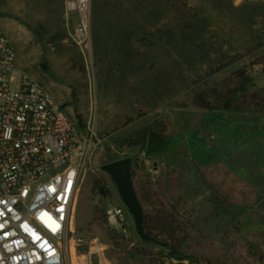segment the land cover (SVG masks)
<instances>
[{
    "label": "rangeland",
    "instance_id": "374dc122",
    "mask_svg": "<svg viewBox=\"0 0 264 264\" xmlns=\"http://www.w3.org/2000/svg\"><path fill=\"white\" fill-rule=\"evenodd\" d=\"M14 2L0 0V30L17 49L12 85L26 71L98 142L60 240L62 264H172L130 213L122 225L105 218L118 193L98 165L127 155L146 230L170 243L159 213L170 206L187 228L178 259L264 264V0H89L87 46L69 37L75 14L58 7L28 18ZM225 81L243 83L248 96L233 106L249 110L192 102L215 86L224 92ZM152 129L166 140L145 155Z\"/></svg>",
    "mask_w": 264,
    "mask_h": 264
},
{
    "label": "built area",
    "instance_id": "2783aa9c",
    "mask_svg": "<svg viewBox=\"0 0 264 264\" xmlns=\"http://www.w3.org/2000/svg\"><path fill=\"white\" fill-rule=\"evenodd\" d=\"M75 14L70 39L87 46L89 0H63ZM16 57L0 30V264H62L60 240L82 172L95 165L94 131L80 128L51 92L21 71L12 85ZM108 201V223L122 225L129 212Z\"/></svg>",
    "mask_w": 264,
    "mask_h": 264
},
{
    "label": "trees",
    "instance_id": "16d2710c",
    "mask_svg": "<svg viewBox=\"0 0 264 264\" xmlns=\"http://www.w3.org/2000/svg\"><path fill=\"white\" fill-rule=\"evenodd\" d=\"M256 63H261L264 65V57L258 59ZM241 77V76H239ZM220 89L224 92H219L218 88L213 87L211 90H207L205 92H199L194 94L192 98V102L200 107L206 108V109H230L234 108L238 111H247L249 110V107L245 106H233L238 105V102H240V99L246 98L248 96V93L244 91L243 83L239 84L238 87H233L231 89L230 83L225 81L223 84L220 85ZM114 158H111L112 160ZM95 186L97 187L98 192L101 195H107L110 193V189L106 184H103L100 180H97L95 182ZM161 218V225L160 228L163 229V231H166V235H168L170 243L166 242V245L164 247L167 248L169 258L172 260V264H191V262L186 259H178L179 257V247L180 243L184 241L187 237V231L186 226L181 223L179 220L175 218V207L170 206V209H166L165 211L159 212ZM175 213V214H174ZM144 225L145 229L147 227L146 225V216L144 215ZM148 228V227H147ZM147 231V230H146ZM148 232V231H147ZM150 233V232H149ZM153 235V234H152ZM155 236V235H154ZM157 239L158 237L155 236ZM148 242H154L151 240H148ZM156 243V242H155Z\"/></svg>",
    "mask_w": 264,
    "mask_h": 264
},
{
    "label": "water",
    "instance_id": "95a60500",
    "mask_svg": "<svg viewBox=\"0 0 264 264\" xmlns=\"http://www.w3.org/2000/svg\"><path fill=\"white\" fill-rule=\"evenodd\" d=\"M165 140L166 137L164 134H161L153 129L149 130L146 137L145 155H149L152 152L160 150L164 145ZM98 167L109 175L121 201L131 214L134 228L140 238L144 241L151 240L165 246V241L158 240L154 235L147 232L145 229L144 208L135 187L131 156L127 155L114 158L99 164Z\"/></svg>",
    "mask_w": 264,
    "mask_h": 264
},
{
    "label": "crops",
    "instance_id": "0c3cea01",
    "mask_svg": "<svg viewBox=\"0 0 264 264\" xmlns=\"http://www.w3.org/2000/svg\"><path fill=\"white\" fill-rule=\"evenodd\" d=\"M17 2H18V4L21 3L22 6H27L26 8H24L23 12H25L27 14L28 18H32V16L34 14H38V15L39 14H45L46 15L45 18H47L48 17L47 15L54 14V13L58 12L59 11L58 7H61V9L63 10L62 12H64L63 0H15L14 3H17ZM15 46H16V44H15ZM16 54H17V49H16ZM19 56L20 55L18 54L17 57H19ZM14 68L17 69L15 64H14ZM21 71H22V69H21ZM50 92L53 95V97L60 104H61V102H63V99L61 98V96L58 93H54L52 91H50Z\"/></svg>",
    "mask_w": 264,
    "mask_h": 264
}]
</instances>
